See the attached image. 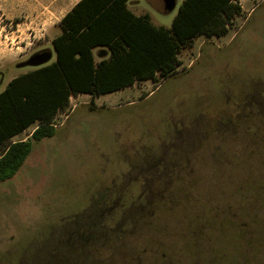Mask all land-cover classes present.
Wrapping results in <instances>:
<instances>
[{
  "label": "rangeland",
  "instance_id": "1",
  "mask_svg": "<svg viewBox=\"0 0 264 264\" xmlns=\"http://www.w3.org/2000/svg\"><path fill=\"white\" fill-rule=\"evenodd\" d=\"M182 2L129 5L170 28ZM179 58L57 114L0 182V264H264V0Z\"/></svg>",
  "mask_w": 264,
  "mask_h": 264
},
{
  "label": "trees",
  "instance_id": "2",
  "mask_svg": "<svg viewBox=\"0 0 264 264\" xmlns=\"http://www.w3.org/2000/svg\"><path fill=\"white\" fill-rule=\"evenodd\" d=\"M129 2L78 1L59 22L55 59L50 48L31 55L25 64L33 68L0 92V182L18 172L36 141L56 134L54 119L73 96L168 78L181 64L183 48L201 34H224L240 9V0H183L169 28L155 25L148 13L135 14ZM35 121L30 137L12 141Z\"/></svg>",
  "mask_w": 264,
  "mask_h": 264
},
{
  "label": "crops",
  "instance_id": "3",
  "mask_svg": "<svg viewBox=\"0 0 264 264\" xmlns=\"http://www.w3.org/2000/svg\"><path fill=\"white\" fill-rule=\"evenodd\" d=\"M78 1L0 0V92L11 79L32 69L25 64L31 55L50 48L52 58L55 56L51 45L53 38L62 32L59 22ZM98 50L99 47L94 48L95 53ZM61 124L54 125L58 128ZM37 126L35 121L14 135L12 141L27 139Z\"/></svg>",
  "mask_w": 264,
  "mask_h": 264
},
{
  "label": "water",
  "instance_id": "4",
  "mask_svg": "<svg viewBox=\"0 0 264 264\" xmlns=\"http://www.w3.org/2000/svg\"><path fill=\"white\" fill-rule=\"evenodd\" d=\"M161 2L160 9L163 12H169L171 11L176 4V0H159Z\"/></svg>",
  "mask_w": 264,
  "mask_h": 264
},
{
  "label": "flooded vegetation",
  "instance_id": "5",
  "mask_svg": "<svg viewBox=\"0 0 264 264\" xmlns=\"http://www.w3.org/2000/svg\"><path fill=\"white\" fill-rule=\"evenodd\" d=\"M161 160V159H160ZM156 163L157 162V160L156 159H151L150 161H149V163Z\"/></svg>",
  "mask_w": 264,
  "mask_h": 264
}]
</instances>
